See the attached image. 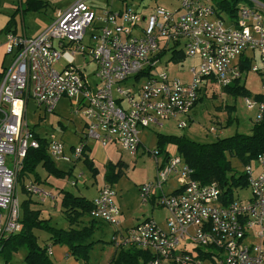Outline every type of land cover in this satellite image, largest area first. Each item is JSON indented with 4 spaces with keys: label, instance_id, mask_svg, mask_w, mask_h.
Instances as JSON below:
<instances>
[{
    "label": "built area",
    "instance_id": "built-area-1",
    "mask_svg": "<svg viewBox=\"0 0 264 264\" xmlns=\"http://www.w3.org/2000/svg\"><path fill=\"white\" fill-rule=\"evenodd\" d=\"M87 1L57 11L36 36L5 35V54L12 61L0 85V240L22 230L19 175L27 151L39 147L26 122L30 101L49 114L61 99L70 102V112L84 122V142L66 155L60 141L50 140L47 153L53 160L75 163L89 139L101 148L113 143L135 158L144 129L161 128L170 120L185 128L204 81L223 88L241 81L247 71L240 62L248 61L251 69L256 52L259 66L252 71L261 76L264 91V5L242 6L241 18L237 14L227 23L203 0H180L174 10L156 7L148 16L126 7L96 15ZM172 49L197 60L189 83L161 71L159 55ZM78 56L90 61L74 66ZM60 60L65 67L57 71ZM88 63L95 67L93 86L82 72ZM245 105L249 111L255 107L248 98ZM257 110L259 122L263 102ZM152 155L155 178L139 186V198L146 204L156 196L157 205L167 211L166 230L145 219L120 232L121 213L109 184L91 201L89 216L116 229L111 241L116 250L148 252L152 258L145 264H264L263 156L254 160L256 172L252 164L244 167L251 198L241 202L227 200L215 182L194 180L193 170L178 155ZM171 177L178 189L167 194L163 187ZM23 191L39 203L53 199L33 181L25 182ZM52 253L48 247L47 254Z\"/></svg>",
    "mask_w": 264,
    "mask_h": 264
},
{
    "label": "rangeland",
    "instance_id": "rangeland-1",
    "mask_svg": "<svg viewBox=\"0 0 264 264\" xmlns=\"http://www.w3.org/2000/svg\"><path fill=\"white\" fill-rule=\"evenodd\" d=\"M44 1L47 2L44 13H29L24 20V24L28 27L29 32L37 29L38 21L50 24L51 19L54 18L57 11L64 10V8L77 0ZM24 2L25 0H22L23 5ZM179 3L180 0H88L85 4L96 15L102 14L105 10H119L126 7V9L137 11L142 15L148 16L156 7L174 10L178 7ZM8 4L10 7H15L17 5L16 0H0V13L10 14V10L6 12L4 8ZM237 14L238 17L241 18L239 10ZM221 15L227 23L233 19L226 13H221ZM14 20L16 22L17 31L20 33L22 30L21 16L18 14ZM139 33L140 32H137L135 35L140 37ZM89 35L90 30H88L85 39H87ZM88 61H90L89 57L84 60L83 57L78 56L75 58L74 66H83ZM159 61L161 71L165 73L169 79L178 80L182 83H189L191 81L190 70L197 67V60L187 59L183 57L182 53L179 51L175 53L167 51L160 56ZM5 63H7V60ZM251 66V69L247 70L243 82L244 90L247 91L248 95H233L219 86L216 82L209 84L206 90L201 91L199 102H197L195 107L190 111L189 118L186 119L185 128H178L177 121L170 120L162 122L161 124L163 126L161 128L151 126L141 131L139 139L144 149L139 147L138 154L135 158L130 157L126 152L122 151L119 146L107 143L102 149L97 142L89 139L86 142L90 150L85 148L82 155L84 152L86 154L91 153L93 165L97 171L96 175H92L91 171L87 169L82 160L76 165L63 162L62 160H53L54 165L65 171L73 166L72 174L68 180H57L50 176L48 177L44 170L39 167L36 168V172L41 180L46 179L48 182V185L43 186V188L49 190L56 199L55 208H53L52 201H47L44 204V207L49 209L50 212L51 226L57 229L67 227L65 220L61 218L60 214V190L69 191L76 196H81L90 200L95 196L97 188L101 184V179L104 176L106 168L103 164H115L120 161L123 163L121 175L111 183V187L116 193L115 203L122 212L119 217L121 228L118 230L121 232L125 227L129 228L145 219L154 221L157 227L166 230L165 219L167 218V211L162 207L152 206L151 202H147L146 204L142 203L139 198L138 190L139 186L152 182L155 178L156 165L152 153L158 151V135L183 136L198 144H211L218 139L228 138L235 134L250 135L256 123V116L258 113L257 106L259 102L256 100V96L264 95V91L262 90V78L259 74L252 71L253 67L259 66L257 52L255 53ZM64 67L65 62L62 60L58 61L54 66L57 71H60ZM94 70V64L88 63L82 71L88 83L92 86L95 84L93 77ZM138 79L140 80V78ZM131 81L132 80L128 83H131ZM246 98L255 105L251 111L246 108ZM36 107L37 105L33 101H30L27 106L26 122L29 128L33 129L40 137L47 140L60 141L63 144L66 155H70V145H73L75 149L82 146L86 130L81 118L70 112V102L67 99H61L56 105L54 112L51 114L42 109H37ZM166 146L169 149V156L177 155L175 149L171 148L170 145ZM82 157L85 158V154ZM103 158L104 161L102 163L101 159ZM228 160L236 176L244 174L245 165L235 157H230ZM250 164H252L255 170L254 161H251ZM79 173L82 174V176L77 178ZM28 180L27 178H19V203L27 198V194L21 191V187L23 182ZM74 180H76V186H71L69 181ZM166 186H164L163 189L168 193L173 187H177L174 178L171 177ZM232 192L233 198L241 202H247L251 198V193L247 185L242 189L233 188ZM45 218L48 217L46 216ZM87 224L88 219L84 218L77 226L80 228L82 225ZM115 232L116 229L114 227L101 221L95 225L94 234L91 237V240L94 241V245L90 251L89 260L86 264H110L112 258L117 257L119 251H116L114 244L111 242ZM35 234L37 235V241L40 246L47 245L46 240L48 237L45 233L36 231ZM24 257L25 252L23 250L12 252L9 264H23ZM3 258L4 256L0 254V264H4ZM51 260L54 264H76L73 259H66L64 256L60 257V260L51 256ZM78 264H81V262Z\"/></svg>",
    "mask_w": 264,
    "mask_h": 264
},
{
    "label": "trees",
    "instance_id": "trees-1",
    "mask_svg": "<svg viewBox=\"0 0 264 264\" xmlns=\"http://www.w3.org/2000/svg\"><path fill=\"white\" fill-rule=\"evenodd\" d=\"M203 1H208L215 10L216 17L221 19V13H226L231 19L235 18L237 16V11L242 6L252 7L256 6L255 3L264 5V0ZM45 7L46 4L40 0H27L25 11H39ZM10 23L11 21L8 22L9 25ZM8 30L9 26H7L5 34L11 33L8 32ZM178 51L181 53L180 50L172 49L173 53ZM249 67L248 61L242 63V70L247 71ZM140 77L141 75L136 78ZM207 81L208 80L204 81L202 91L206 90L209 84H212ZM243 84L244 83L240 81H236L231 86H227L224 89L233 95H248L247 91L244 90ZM199 100L200 97L197 102H199ZM256 100L264 103V95H257ZM33 133L39 142V147L27 151L23 161V171L20 173L19 178L30 175L34 177V182L38 183L39 178L36 173V168L39 167L47 173L48 177L50 176L57 180H68L71 173L54 165V162L47 153V145L50 140L40 137L34 130ZM166 145H173L176 148L177 155L193 170L192 178L194 180L201 184H208L211 182L217 183L225 198L227 200H232L233 188H245L247 180L244 174L236 176L233 173L228 159L230 157H235L246 166L259 156L264 157V112L261 120L254 124L250 135L235 134L228 138L218 139L211 144H198L183 136L158 135L157 153H165L164 147ZM165 156H168V153H165ZM82 162L87 169L91 171L92 175L97 174L92 161H88V159L85 158ZM122 166L123 163L120 161L115 164H107L103 176L105 182L111 186V183L120 177ZM74 186H76V183ZM177 189L178 188L175 187L172 191ZM59 195L60 214L61 218L65 220L67 227L57 229L51 226L50 214L45 215L48 218L42 215V212L45 210V203H39L30 198L23 199L20 204V222L22 224V230L19 233L11 234L0 240V254L4 256V264H9L12 252L20 250L25 252L23 264H54L47 254V248L54 245L66 247L70 256H72L77 263H87L90 251L94 245V241L91 240V237L94 234L95 225L100 223V221L94 220L89 216L93 198L87 200L84 197L76 196L65 190H60ZM50 201H52L53 207H55L56 199L53 197ZM84 218L88 219V224L82 225L79 228L77 224L82 222ZM36 231L43 232L47 235V245L40 246L38 244L37 235L35 234ZM116 251H119V253L116 258H112L110 264H145L152 258L148 252L140 251L135 248Z\"/></svg>",
    "mask_w": 264,
    "mask_h": 264
},
{
    "label": "crops",
    "instance_id": "crops-1",
    "mask_svg": "<svg viewBox=\"0 0 264 264\" xmlns=\"http://www.w3.org/2000/svg\"><path fill=\"white\" fill-rule=\"evenodd\" d=\"M41 2H43V3H45L46 4V7H47V2H45L44 0H40ZM76 2V1H75ZM74 2V3H75ZM74 3H72V4H70L69 6H67L66 8H64V9H67L68 7H70L71 5H73ZM16 6L15 7H13V6H11L10 7V5L8 4L6 7H4L5 8V10H6V12H8L9 10H10V14L9 13H6V14H3V13H0V85H1V82H2V79H3V76H4V72H5V70L9 67V65L11 64V61H12V57L11 56H8V55H6L5 54V50H4V41H5V30H6V28H7V26H9V30H8V32H11V33H13V34H15V35H17V36H20V37H33V36H36V35H38L39 33H41L42 31H44L48 26H49V24L48 23H43L42 21H38L37 22V29H34L33 31H31V32H29V30H28V27L27 26H25V24H24V20H25V18L27 17V15L29 14V13H44L45 12V9H46V7L45 8H43V9H40L39 11H25L26 10V4H27V0H25V2H24V5H23V3H22V0H16ZM122 9V8H121ZM121 9H119V10H121ZM42 10H44V11H42ZM18 14L21 16V22H22V30H21V32L19 33L18 31H17V28H16V22H15V17L16 16H18ZM52 20H53V18L51 19V22H52ZM9 21H11V23H10V25L8 24V22ZM50 22V23H51ZM171 52H172V50H171ZM162 54H164V53H162ZM161 54V55H162ZM183 55V54H182ZM6 60H7V63H5L6 62ZM241 63V65H242V61L240 62ZM246 76V75H245ZM244 78L245 77H243V79L240 81L241 83H243L244 82ZM82 120V119H81ZM82 123H83V126H84V122H83V120H82ZM33 130V129H32ZM86 142V141H85ZM111 145H115V144H113V143H111ZM115 146H117V145H115ZM142 149H144V146L141 144V146H140ZM166 147L167 146H165L164 147V152L165 153H168V147H167V149H166ZM170 147L171 148H173V149H175L176 150V148L173 146V145H170ZM70 153L72 152V149L74 148V146L73 145H70ZM85 148H87L88 150H90V148H89V146H88V144H87V142H86V144H85V146H84V148H83V150H85ZM140 148V149H141ZM101 149V148H100ZM100 149H99V151H100ZM103 149V148H102ZM88 153V152H87ZM165 153H162V154H159V157L161 158L162 156H164V154ZM84 154H85V158H87L88 159V161H92V164H93V160H92V157H91V153L89 154H86L85 152H84ZM83 154V155H84ZM82 155V156H83ZM87 156V157H86ZM50 157V156H49ZM85 158H83V157H81V159L79 160V161H81V160H84ZM52 161H53V159L52 158H50ZM79 161H77V162H75V163H73V165H76ZM103 161H104V158L103 159H101V162L103 163ZM108 164H111V163H108ZM85 165V164H84ZM105 167H106V165L107 164H103ZM94 166V165H93ZM72 167L73 166H71V167H69V169H67L66 171H69L71 174H72ZM65 171V170H64ZM37 173V172H36ZM37 175H38V173H37ZM79 176H82V174H78V176H77V178H79ZM24 178H27V179H29L28 181H33L34 182V177H32V176H25V177H23V179ZM32 180H31V179ZM38 178H39V181H38V185H40L42 188H43V186H47L48 185V182H47V180L45 179V180H41V178L39 177V175H38ZM102 181H101V184L99 185V187L97 188V191H96V193H95V196L94 197H96L97 196V194H98V191H99V189L104 185V184H107L106 182H105V180H104V177H102V179H101ZM44 181H46V182H44ZM27 182V181H26ZM76 183V180H74V181H69V183L71 184V183ZM25 182H23V184H24ZM23 184H22V187H21V191L24 193V191H23ZM71 186H74V185H72L71 184ZM167 187V186H166ZM175 187H173L172 188V190L174 189ZM44 189V188H43ZM46 190V189H45ZM171 190V191H172ZM46 191H49V190H46ZM170 191V192H171ZM50 192V191H49ZM164 192H166L167 194H168V192L167 191H164ZM169 192V193H170ZM17 194H18V186H17ZM25 194V193H24ZM93 197V198H94ZM28 198H30V199H32V200H36V201H38L35 197H31V196H27V198H25V199H28ZM18 200H19V197H18ZM50 200H52V199H48V200H46L44 203H46L47 201H50ZM91 200V199H90ZM149 202H151L152 203V206L154 205L155 207H159L158 205H157V200H156V196H152L151 197V199H150V201ZM21 204V203H20ZM40 207V206H39ZM53 208H55V207H53ZM119 208V207H118ZM120 210V213H122L121 212V209H119ZM49 215L50 214V212H49V209H47V208H45V210L42 212V215L43 216H45V215ZM46 217V216H45ZM138 224V223H137ZM137 224H135V225H133V226H131V227H134V226H136ZM131 227H129V228H131ZM121 228V227H120ZM125 229H127V227H125ZM125 229H123V230H125ZM52 248V252H53V254L51 255V256H53V257H55L56 259H58V260H60V257H62V256H64L66 259L67 258H71V259H73L74 260V258L72 257V256H70V254L68 253V251H67V249H66V247H64V246H60V245H54V246H52L51 247ZM51 256H50V258H51ZM52 261V260H51ZM74 262L76 263V264H78L75 260H74Z\"/></svg>",
    "mask_w": 264,
    "mask_h": 264
}]
</instances>
